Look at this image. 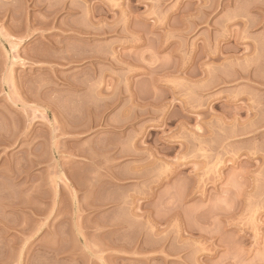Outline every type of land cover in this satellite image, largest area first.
Returning <instances> with one entry per match:
<instances>
[{
  "label": "rangeland",
  "instance_id": "1",
  "mask_svg": "<svg viewBox=\"0 0 264 264\" xmlns=\"http://www.w3.org/2000/svg\"><path fill=\"white\" fill-rule=\"evenodd\" d=\"M0 264H264V0H0Z\"/></svg>",
  "mask_w": 264,
  "mask_h": 264
}]
</instances>
